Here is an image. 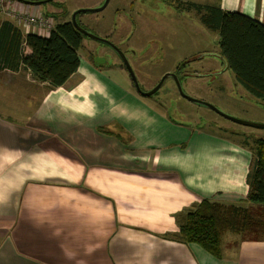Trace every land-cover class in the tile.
Listing matches in <instances>:
<instances>
[{"label": "crops", "instance_id": "0c3cea01", "mask_svg": "<svg viewBox=\"0 0 264 264\" xmlns=\"http://www.w3.org/2000/svg\"><path fill=\"white\" fill-rule=\"evenodd\" d=\"M179 3L169 5L187 2ZM197 5L264 26V0ZM3 62L0 264H264V227L259 239L225 234L222 258L177 238L185 214L203 200L264 210L246 201L250 149L190 145L196 130L86 62L57 88ZM176 148L179 162L170 157Z\"/></svg>", "mask_w": 264, "mask_h": 264}, {"label": "rangeland", "instance_id": "374dc122", "mask_svg": "<svg viewBox=\"0 0 264 264\" xmlns=\"http://www.w3.org/2000/svg\"><path fill=\"white\" fill-rule=\"evenodd\" d=\"M179 1L201 5L212 3V0ZM104 2L55 0L39 6V10L55 22L63 23L72 21L76 11L97 9ZM182 9L160 0H110L104 10L82 13L77 20L89 33L100 38L110 37L115 45L127 49L124 52L143 91L154 89L167 73H177L182 90L189 97L211 104L228 116L264 125V102L252 97L235 81L221 56L219 31L203 26L196 10ZM131 32L133 35L128 40ZM79 53L81 62L98 68L176 123L196 130L191 132L199 133L190 142L194 147L224 142L253 147V137H264V128L231 122L210 108L183 98L172 78H168L153 96L142 95L129 78L118 54L96 40L84 38ZM97 58L106 61L98 65ZM185 62V67L181 66ZM194 149L198 155L199 151ZM170 157L175 162L184 158L177 148ZM216 202L235 205L223 200ZM255 232L256 228L251 233Z\"/></svg>", "mask_w": 264, "mask_h": 264}, {"label": "trees", "instance_id": "16d2710c", "mask_svg": "<svg viewBox=\"0 0 264 264\" xmlns=\"http://www.w3.org/2000/svg\"><path fill=\"white\" fill-rule=\"evenodd\" d=\"M182 8L196 10L203 26L219 31L221 56L235 81L252 97L264 102V26L239 13H224L215 7L186 3ZM83 39L84 35L72 22L56 23L48 36H41L34 32L24 34L5 20L0 25V56L5 68L16 71L23 66L37 81L62 87L81 66L79 52ZM253 140V147L244 144L253 153L246 201L264 206V137ZM182 223L179 241L196 244L213 257L222 258L225 234L261 237L264 210L256 212L243 205L203 200L185 214ZM255 228L256 232L251 233Z\"/></svg>", "mask_w": 264, "mask_h": 264}, {"label": "water", "instance_id": "95a60500", "mask_svg": "<svg viewBox=\"0 0 264 264\" xmlns=\"http://www.w3.org/2000/svg\"><path fill=\"white\" fill-rule=\"evenodd\" d=\"M16 1H19V2H22V3H27L29 5H34V6H41V5H44V4H47V3H50L52 2L53 0H42V1H26V0H16ZM109 1L110 0H106L103 4V6H101L100 8H97V9H81V10H78L76 11L73 16H72V23L74 24V26L77 28V30L85 35L86 37L92 39V40H96V41H100V42H104V43H107V44H111L109 41H107L106 39L104 38H100L98 36H95L91 33H89L88 31L84 30L83 28L80 27V25L78 24L77 20H76V17L78 14L80 13H84V12H100L102 10H104L107 5L109 4ZM112 45V44H111ZM114 46V45H112ZM115 47V46H114ZM119 57L121 58L122 62L124 63V66L125 68L127 69L129 75H130V78L133 82V84L135 85L136 89L144 96H153L154 94H156L164 85L165 81L168 79V78H172L175 82H176V85H177V88H178V91L180 93V95L191 101V102H194V103H198V104H201L203 106H206L208 108H210L211 110H213L214 112H216L217 114H219L220 116L226 118L227 120L231 121V122H234V123H237V124H241V125H244V126H248V127H254V128H264V125L263 124H257V123H252V122H247V121H242V120H239L237 118H234V117H231V116H228L226 114H224L223 112H221L218 108H216L215 106L211 105V104H208L206 102H202V101H199V100H196V99H193L191 97H189L188 95H186L183 90H182V87L180 85V82H179V78L176 74H172V73H167L161 80L160 82L157 84V86L152 89L151 91H148V92H144L141 88H140V85H139V82L135 76V73L132 69V67L130 66L129 62H128V59L126 58V56L124 55V53L120 50H115ZM106 60L104 59H100V58H97L96 60V63L98 65H102V63H105Z\"/></svg>", "mask_w": 264, "mask_h": 264}, {"label": "built area", "instance_id": "2783aa9c", "mask_svg": "<svg viewBox=\"0 0 264 264\" xmlns=\"http://www.w3.org/2000/svg\"><path fill=\"white\" fill-rule=\"evenodd\" d=\"M2 19L12 22L26 34L34 32L41 36H48L57 23L41 11L33 13L19 8L13 0H0V20Z\"/></svg>", "mask_w": 264, "mask_h": 264}, {"label": "flooded vegetation", "instance_id": "af4514ba", "mask_svg": "<svg viewBox=\"0 0 264 264\" xmlns=\"http://www.w3.org/2000/svg\"><path fill=\"white\" fill-rule=\"evenodd\" d=\"M26 1H42V0H26ZM55 0H53L52 2H54ZM106 1V0H105ZM160 1H163V2H166V3H168V4H172V3H175V0H160ZM178 1V0H177ZM51 3V2H50ZM179 3V2H178ZM177 6V5H176ZM85 13V12H84ZM80 14H82V13H80ZM80 14H78L77 15V17H76V20H77V18H78V16L80 15ZM70 22H72V21H70ZM77 22H78V20H77ZM79 24V23H78ZM133 24V23H132ZM80 25V27L82 28V26H81V24H79ZM133 26V28H134V25H132ZM84 29V28H83ZM85 30V29H84ZM133 30V29H132ZM87 31V30H86ZM132 35H133V32H131L130 34H129V39L128 40H131V37H132ZM84 38H88V37H85V35H84ZM90 39V38H89ZM104 39H106L107 41H109L112 45H114V46H112L111 44H107V43H104V42H100V41H97V42H99V43H101L102 45H105V46H107L110 50H113L115 53H117L115 50H120V51H122L123 53H124V55L126 56V58H127V55H126V53L124 52V50H127V49H124V48H122L121 46H117V45H115L114 43H113V41L111 40V38L110 37H105ZM129 50H131V49H129ZM143 50H149V49H143ZM118 54V53H117ZM119 56V55H118ZM128 62H129V64H130V66L132 67V65H131V63H130V61H129V59H128ZM123 63V62H122ZM124 64V63H123ZM181 66H184L185 67V65H184V63L181 65ZM126 69V68H125ZM132 69H133V71H134V68L132 67ZM127 70V69H126ZM127 73H128V71H127ZM135 73V72H134ZM176 75H177V73H175ZM128 75H129V73H128ZM136 76V75H135ZM129 78H130V75H129ZM137 78V77H136ZM138 80V79H137ZM157 86V85H156ZM155 86V87H156ZM177 90H178V88H177ZM145 92V91H144ZM159 92V91H158ZM179 92V91H178Z\"/></svg>", "mask_w": 264, "mask_h": 264}]
</instances>
